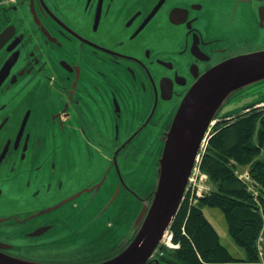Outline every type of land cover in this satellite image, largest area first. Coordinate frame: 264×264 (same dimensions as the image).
<instances>
[{"label": "flooded vegetation", "instance_id": "obj_1", "mask_svg": "<svg viewBox=\"0 0 264 264\" xmlns=\"http://www.w3.org/2000/svg\"><path fill=\"white\" fill-rule=\"evenodd\" d=\"M258 19L264 0L1 1L0 257L99 258L54 259L75 256L74 244L92 233L109 186L96 197L89 192L107 172L118 188L114 159L134 193L136 223L154 191L139 176L143 162L156 165L197 81L229 59L264 50ZM250 96L244 107L264 108V85ZM127 244L118 241L101 258Z\"/></svg>", "mask_w": 264, "mask_h": 264}, {"label": "trees", "instance_id": "obj_2", "mask_svg": "<svg viewBox=\"0 0 264 264\" xmlns=\"http://www.w3.org/2000/svg\"><path fill=\"white\" fill-rule=\"evenodd\" d=\"M256 109L216 123L200 161L211 190L196 204L190 195L184 199L170 226L179 247L161 246L151 264H264V109ZM241 168L248 169L249 179L240 176ZM204 207L222 211L246 258L234 257L222 244Z\"/></svg>", "mask_w": 264, "mask_h": 264}, {"label": "water", "instance_id": "obj_3", "mask_svg": "<svg viewBox=\"0 0 264 264\" xmlns=\"http://www.w3.org/2000/svg\"><path fill=\"white\" fill-rule=\"evenodd\" d=\"M261 85H264V50L229 59L215 66L197 81L174 114L165 145L157 161V177L151 182L154 187L151 203L141 208L134 224L135 234L128 245L107 259L58 264H151L154 253L181 207L199 150L212 122L229 101L238 96L244 97L242 108L229 110L222 116H229L253 106L251 104L244 107V104L253 99L250 94ZM113 166L118 170L120 184L104 209L119 201L123 188L132 196L130 198L129 195L131 200L134 195L129 192L116 159L112 168ZM108 173L89 193L93 192L96 197L103 185L110 188L113 181L111 182ZM0 264L54 263L0 257Z\"/></svg>", "mask_w": 264, "mask_h": 264}, {"label": "rangeland", "instance_id": "obj_4", "mask_svg": "<svg viewBox=\"0 0 264 264\" xmlns=\"http://www.w3.org/2000/svg\"><path fill=\"white\" fill-rule=\"evenodd\" d=\"M242 98L243 96H238L235 99L230 100L229 104L226 105V107L224 108V111L228 109L235 110L237 108H242L243 106L242 104L244 102ZM257 109L263 110L264 108L263 109L257 108ZM219 117L221 118V116ZM213 129L210 132V136L213 132ZM207 141H209V139ZM94 155H95V159L102 157V155H100L98 152H95ZM153 163L154 162L152 160L148 162H143L142 166L144 164L146 166L143 167L140 174H139L140 170L138 168H140L141 164L137 166L133 165L132 167V171L137 169V173L139 174L140 178H142L144 185L151 183L152 179L154 178L155 180L157 177V172L155 171L157 169V161H156V165L154 166ZM129 167L130 164L127 163L126 171L129 170ZM196 183L199 186L210 185L207 179H201L200 177L197 178ZM115 186H116V182H112L109 188L107 199H109L114 194ZM144 191H145V187L143 191L142 189H139L138 193L142 195L139 196L144 198ZM191 191L192 189H190V191L188 192V195H190V199H191ZM129 195L130 194L126 192L125 189H123V192L119 196V201L116 202V204H112L110 206L107 205L108 207H106L105 209H104L105 205L95 207L94 215H93L92 233L89 234L88 236H85L80 241L76 242L72 248L74 250L75 248L78 247V253L75 256H73L72 253H69V255L54 259L72 260L81 257H90L93 254L96 255L95 257L101 258L103 256L110 254L111 253L110 251H112L118 245V241L129 242L133 238L136 231L135 230L136 227L134 225L135 208L132 205H130L131 199L129 198ZM144 202L146 203V206L149 205L148 201L145 200ZM204 213L208 218V220L212 223V225L219 233L222 244L229 249L231 254L236 258H241V259L246 258L247 256L246 251L242 247L237 245L234 239L230 236L228 231V225L222 211L218 208L204 207ZM104 248L105 250H107L108 248L110 251L108 250L105 252L101 251ZM47 258L49 259V257Z\"/></svg>", "mask_w": 264, "mask_h": 264}, {"label": "built area", "instance_id": "obj_5", "mask_svg": "<svg viewBox=\"0 0 264 264\" xmlns=\"http://www.w3.org/2000/svg\"><path fill=\"white\" fill-rule=\"evenodd\" d=\"M204 150V148L202 149ZM199 167L196 168L194 176L191 178L190 187L192 189V196L197 193L198 195H201V187L197 185L196 180L199 174ZM193 185V186H192ZM197 188V189H196ZM163 243H165L170 248H178L179 245L172 243V233L168 232L165 239L163 240Z\"/></svg>", "mask_w": 264, "mask_h": 264}, {"label": "snow or ice", "instance_id": "obj_6", "mask_svg": "<svg viewBox=\"0 0 264 264\" xmlns=\"http://www.w3.org/2000/svg\"><path fill=\"white\" fill-rule=\"evenodd\" d=\"M257 24L264 29V19H258L257 20ZM0 83H2V81H0ZM0 127H2V124H0Z\"/></svg>", "mask_w": 264, "mask_h": 264}, {"label": "crops", "instance_id": "obj_7", "mask_svg": "<svg viewBox=\"0 0 264 264\" xmlns=\"http://www.w3.org/2000/svg\"><path fill=\"white\" fill-rule=\"evenodd\" d=\"M247 172H248V169H243V168L240 169V174H247Z\"/></svg>", "mask_w": 264, "mask_h": 264}, {"label": "bare ground", "instance_id": "obj_8", "mask_svg": "<svg viewBox=\"0 0 264 264\" xmlns=\"http://www.w3.org/2000/svg\"><path fill=\"white\" fill-rule=\"evenodd\" d=\"M260 242H263V238H260ZM262 250V247L260 246V251Z\"/></svg>", "mask_w": 264, "mask_h": 264}]
</instances>
